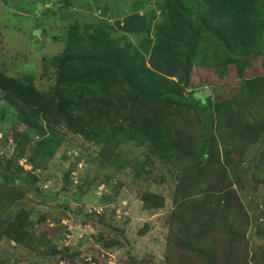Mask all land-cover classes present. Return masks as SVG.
Instances as JSON below:
<instances>
[{
  "label": "rangeland",
  "instance_id": "374dc122",
  "mask_svg": "<svg viewBox=\"0 0 264 264\" xmlns=\"http://www.w3.org/2000/svg\"><path fill=\"white\" fill-rule=\"evenodd\" d=\"M248 1L236 29L251 49L210 0H0V71L41 92L58 59L104 55L107 39L138 50L141 78L158 83L152 49L179 3L195 33L167 38L168 80L188 99L187 80L212 91L200 106L172 96L158 144L132 126V106L88 120L90 138L59 126L44 141L0 93V264H264V0ZM130 18L140 31L123 30Z\"/></svg>",
  "mask_w": 264,
  "mask_h": 264
},
{
  "label": "trees",
  "instance_id": "16d2710c",
  "mask_svg": "<svg viewBox=\"0 0 264 264\" xmlns=\"http://www.w3.org/2000/svg\"><path fill=\"white\" fill-rule=\"evenodd\" d=\"M210 1L224 9L223 14L231 24V31L237 35L236 39L240 40L245 48L251 49L260 45L254 40L248 42L249 37L245 35L237 34L236 24H239L247 14L252 13V6L248 0ZM174 7L176 9L170 16L171 26L162 28L165 38L152 49L150 66L159 74V81L156 84L149 85L141 78V74L147 72L148 67L138 50L118 47L112 40L107 39L109 47L104 55L67 54L58 59L57 84L48 93L38 90L31 79L21 82L1 71L0 93L16 109L26 127L42 134L44 141L46 138L56 136L59 126L90 138L94 131L90 129L91 124L88 120L103 122L105 119L120 117L124 114L122 109L124 106H132L130 116L132 126L139 128L144 137L152 143L158 144L161 142L160 139L167 138V134L163 133L162 117L166 115L165 105H170L169 99L172 96L177 95L180 104L200 106L209 102L212 94L211 90L198 89L187 80L186 88L195 87L192 89L191 98L188 99L181 89L174 90L175 84L168 80L169 77L178 74L175 73L176 68L166 55L169 47L167 38L187 40V37L194 36L195 33L193 26L189 33H183L184 7L180 3ZM133 18L143 20L142 16ZM133 24L135 22L130 18L122 28L127 32L141 30L139 26ZM231 37L229 35L224 40ZM190 51H194L193 46ZM187 70L188 67H184V71ZM211 86L217 89L220 85ZM214 139V135H209L202 141L200 153L202 163L208 158L209 148ZM44 143L41 142L40 145L43 146ZM178 147L180 150L194 148L189 141L179 142ZM227 196L225 195V198Z\"/></svg>",
  "mask_w": 264,
  "mask_h": 264
},
{
  "label": "crops",
  "instance_id": "0c3cea01",
  "mask_svg": "<svg viewBox=\"0 0 264 264\" xmlns=\"http://www.w3.org/2000/svg\"><path fill=\"white\" fill-rule=\"evenodd\" d=\"M212 95V94H211Z\"/></svg>",
  "mask_w": 264,
  "mask_h": 264
}]
</instances>
